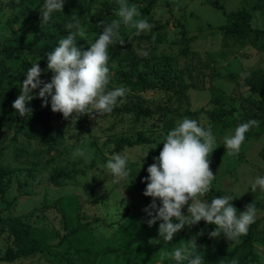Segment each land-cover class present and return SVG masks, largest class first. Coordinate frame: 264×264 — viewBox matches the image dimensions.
Returning <instances> with one entry per match:
<instances>
[{
    "label": "rangeland",
    "instance_id": "374dc122",
    "mask_svg": "<svg viewBox=\"0 0 264 264\" xmlns=\"http://www.w3.org/2000/svg\"><path fill=\"white\" fill-rule=\"evenodd\" d=\"M213 1L228 13L240 10L252 27L264 30V0H128L153 27L141 32L146 38L139 40L136 29L121 25L120 33L126 42L108 48V90L123 86L114 83L116 74L136 67L157 87L136 92L123 86L128 92L117 105L139 104L149 114L138 118L132 113L95 118L85 115L76 122L75 129L71 119L53 113L50 106L53 143L44 141L41 113L34 109L31 117H23L26 123L11 122L0 127V170L4 181L8 180L3 201L0 200V256L12 245L8 227L11 216L20 215L28 224L55 233L49 252L13 262L0 260V264H174L167 257L161 260V253L171 251L182 239L196 236L206 223L185 226L173 241L158 243L161 221L148 226L150 217L144 209L152 198L143 193L147 168L159 156L155 151L184 117L196 119L205 128L212 126L217 145L210 156L216 177L212 185L228 197L264 202V192L259 188L255 193L251 191L255 178L264 177V118L260 108L264 99V51L257 47L264 36L247 30L225 36L226 18ZM20 2L30 10L13 20L20 13ZM43 3L44 0H0L1 46L17 45L23 38L31 40L36 27L46 32L18 57L5 58L12 72L23 60L32 65L38 62L42 73L48 72L46 55L69 34L66 24L72 22L73 15L80 20L88 38L86 42L77 37L78 46L89 47L88 43L102 32L99 16L108 17V6L117 4L116 0H65L63 12H54L49 22L41 26ZM117 8L118 4L111 21L117 19ZM180 24L185 28L184 35ZM159 25L166 32V39L155 46ZM132 51L137 63L125 60ZM113 56L120 60H113ZM252 70L258 71L259 91H253L246 82ZM176 82L188 87L186 97L180 100L171 86ZM3 85L7 87L6 83ZM20 86H13V92H19ZM231 107L236 109L232 115L217 118L211 114ZM185 110L192 113L183 114ZM253 119L259 121V127H252L245 134L238 155H227L224 137L233 135L239 124ZM120 138H148L150 142L117 150L115 142ZM77 147L84 149L85 154L74 158ZM114 154L128 158L130 174L119 183H113L114 177L106 168L107 160ZM201 199L206 201L205 197ZM156 203L159 207V200ZM234 207L238 212L245 210L244 206ZM183 212L187 214V206ZM65 215L76 223V232L57 245L65 227L69 228ZM262 215L264 211L257 209L256 219ZM263 230L264 220H259L254 237L259 259L255 264H264V246L259 242ZM201 238L202 235L196 237L201 252L228 241L223 235L204 243ZM117 247L130 251L129 262L109 252Z\"/></svg>",
    "mask_w": 264,
    "mask_h": 264
},
{
    "label": "clouds",
    "instance_id": "9594fccd",
    "mask_svg": "<svg viewBox=\"0 0 264 264\" xmlns=\"http://www.w3.org/2000/svg\"><path fill=\"white\" fill-rule=\"evenodd\" d=\"M116 2L117 19L107 24L103 21L100 23L102 32L94 42L88 43L87 50L78 46L77 42V37L87 42L86 30L77 16L71 17L72 22L66 24L69 34L60 39L57 46L46 55L47 70L53 73L50 82L40 79L44 70L38 62L28 68L20 86V94L12 102L13 109L20 117L29 118L33 114L34 110L28 105L37 98L33 95L37 89L38 97L43 101L42 106H48L50 98L52 112L62 114L65 120L71 119L74 128L80 117L89 115L95 118L109 114L118 101L123 102L122 98L128 89L120 86L108 90L111 79L108 48L114 44H125L120 33L122 24L136 29V35L150 31L153 25L142 17L135 4L129 5L128 0ZM64 5L65 0H44L40 7L41 26L49 22L54 12H63ZM252 127H259V121L253 119L241 123L233 135L224 137L227 155L239 154L245 134ZM161 143L163 147L159 156L154 157L155 162L147 168L143 193L152 198V203L144 209L150 217L147 220L148 226L161 221L157 242L162 240L168 244L185 226L190 228L201 221L215 226L209 233L210 238L219 239L223 234L232 241L247 235L257 216L254 202L246 205L244 211L238 212L231 197H214L210 202L201 199L211 191L212 182L216 178L210 167V156L217 148L212 126L205 128L196 119L184 117ZM84 154V149L77 147L73 157ZM127 163L128 158L120 154H114L107 160L106 168L114 177L113 183H119L129 176ZM257 188L264 192V177L255 178L251 184L253 193ZM157 200L160 202L159 207ZM186 206L185 215L183 209ZM200 235H203V230L187 241L182 239L171 251L162 252L161 260L167 257L174 264H205L204 254L199 250L196 239ZM231 264H239V261L233 258Z\"/></svg>",
    "mask_w": 264,
    "mask_h": 264
},
{
    "label": "trees",
    "instance_id": "16d2710c",
    "mask_svg": "<svg viewBox=\"0 0 264 264\" xmlns=\"http://www.w3.org/2000/svg\"><path fill=\"white\" fill-rule=\"evenodd\" d=\"M91 1V0H89ZM213 6L221 10V13L226 18V24L224 26V35H238L243 30L251 31L256 35L264 36V30L259 29L256 27H252L248 21L246 20L243 13L240 10L226 12L222 9V6L217 2H212ZM20 5V13L13 18V20H17L21 15L25 14L27 8L21 2ZM22 6V8H21ZM117 4L109 5L107 9L108 17L99 16L101 22L104 23L107 20V23H110L111 18L113 17V13ZM89 8V5H88ZM111 8V9H110ZM22 10V11H21ZM105 23V24H107ZM180 33L182 35L185 34V28L180 24ZM244 26V28H243ZM45 31H42L39 27H36L35 34L31 40H24V38L20 41L17 45H0V55L4 56V58H0V127L6 126L11 122L20 123L24 121L22 117L16 113L15 109L12 107V102L17 98L20 94V91L17 93L13 92V86L16 84L21 85L23 79L26 77V73L28 68L32 66L29 61L23 60L20 64V67L12 72L10 66L6 64L5 58H15L18 57L21 53L25 50H29L36 42H38L42 36L45 34ZM136 38L139 40H144L146 38L145 35L139 34L136 35ZM166 39V32L161 29V26H157V33L154 39V45L157 46L161 44ZM81 47L84 50H87L88 46L82 44ZM258 49L264 51V41L257 45ZM132 54L127 57L125 60L132 61L137 63V56L132 51ZM117 55V52H114ZM113 60H120V58H116L115 56L112 57ZM53 73L48 71L46 73H42L40 79L45 82H50ZM113 79L114 83L116 84H123L125 87H129L131 90L140 92L146 89H153L157 86L154 85L151 81L146 79L136 67H133L131 70L126 71L124 73H118ZM246 82L250 85L253 91H259L258 88V71L252 70L250 71L249 75L246 77ZM7 84V87H3V84ZM164 86V85H160ZM174 87V93L176 94V99L180 100L181 98L186 97L187 85L184 83L176 82L175 85H171ZM20 88V87H19ZM39 91V90H38ZM38 91L33 93L34 96L37 98L33 99L29 103V107L34 110L40 111L41 116L39 118V122L43 126L44 138L46 143H53V135L52 131L54 129V123L50 118V98L48 106H42L43 101L38 97ZM260 108L262 111V118H264V99H262L260 103ZM236 109L231 107L227 110H221L219 112L212 111V116L217 118L226 117L227 115H232ZM121 113H132L136 118L142 115H147L148 109L146 107H141L139 104H133L129 106L127 104L121 106L117 105L110 115H119ZM183 114L192 113L188 110L182 112ZM26 123V121H24ZM150 140L148 138H137L134 140H128L125 138H120L115 142V147L117 150L121 149L123 146H131L133 144L139 143H149ZM163 145H160L159 149L155 151V153H159L162 149ZM9 171L8 169H6ZM8 180L4 181L3 173L0 170V200L3 201V194L6 191V184ZM225 196L224 192L220 189L215 188L213 185L211 187V191L207 193L204 197L206 201L210 202L214 197H222ZM233 199L232 204L233 206H246L252 201L248 197L237 198L231 197ZM256 209H260L264 211V202H256L255 203ZM259 220H264V215L259 219L255 220V223L250 225L247 235L241 236L236 240L221 242L220 245H215L211 249L203 251L205 257V264H231L233 258L239 261V264H255L258 262V255L255 251L254 245V237L255 231L259 224ZM65 223L69 226H66L63 236L58 241L57 245H59L62 241L69 238L73 235L76 231L75 222L71 221L68 215H65ZM204 222V221H201ZM8 227L9 233L12 236V245L8 246L5 250L3 255L0 256V260L13 262L20 258H25L30 255H34L36 253H47L52 246V239L55 237V233L50 231L45 227H37L28 224L26 221L22 219L20 215H14L9 217L8 219ZM214 230V225L206 224L203 228V235L201 238V242H207L210 240L209 233ZM223 234H221L222 236ZM260 244L264 246V230L259 238ZM109 252L116 253L119 255L123 260L126 262L130 261L131 253L130 251L122 250L120 248H111Z\"/></svg>",
    "mask_w": 264,
    "mask_h": 264
}]
</instances>
